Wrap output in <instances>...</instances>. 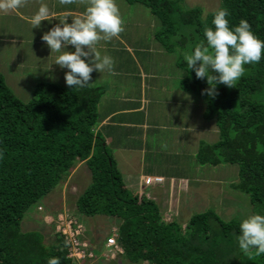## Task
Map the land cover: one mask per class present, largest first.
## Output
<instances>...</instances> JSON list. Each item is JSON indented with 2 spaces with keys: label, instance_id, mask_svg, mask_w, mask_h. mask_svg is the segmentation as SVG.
<instances>
[{
  "label": "trees",
  "instance_id": "trees-1",
  "mask_svg": "<svg viewBox=\"0 0 264 264\" xmlns=\"http://www.w3.org/2000/svg\"><path fill=\"white\" fill-rule=\"evenodd\" d=\"M126 2L142 4L159 19L162 29L155 38L169 52L176 48L170 39L182 29L187 36L183 34L181 46L201 43L203 28L212 26L216 11L203 19L201 8L183 9L182 0ZM221 7L229 12L230 27L245 19L264 40V0H220ZM178 66L187 72L181 88L207 103L204 117L215 119L218 128L216 143H200L198 163L237 165L235 190L249 195L252 213L264 214V55L259 63L246 65L230 89L216 85L214 96L202 95L210 85L197 79L186 62ZM103 92L101 87L73 91L42 82L24 103L0 73V264H47L49 257L72 263L62 236L51 243L41 230L24 228V218L79 163H85L91 183L77 198L76 210L85 217L118 221L125 264H264V254L239 249L241 220L224 221L209 209L194 214L182 229L176 219L163 220L157 202L126 188L112 152L94 132Z\"/></svg>",
  "mask_w": 264,
  "mask_h": 264
},
{
  "label": "rangeland",
  "instance_id": "rangeland-1",
  "mask_svg": "<svg viewBox=\"0 0 264 264\" xmlns=\"http://www.w3.org/2000/svg\"><path fill=\"white\" fill-rule=\"evenodd\" d=\"M31 1L36 2L37 0ZM85 1L86 3L84 2V4H87V0ZM116 3L122 17V29L124 28L120 34L128 39L129 37L133 38L135 35H140L144 52L154 51L153 55H149L152 56V60L154 62L160 60L164 62V70L158 66L159 62L154 64L155 71L161 70L162 74L158 82L159 88L181 89V80L186 78L187 72L178 67L177 64L185 62L182 54L184 52H191L195 46L194 44H190V42L188 44L186 42L184 46L180 45V42L183 41V34L187 36V29H182L183 31H180L170 39V43L176 45V48L172 52L166 51L155 38V35L162 29V24L147 7L139 3L129 4L126 0H116ZM219 6L220 0H182L183 9L201 8L203 19L208 14L217 10ZM37 8L38 5L34 6L33 9L31 8V11H28V8L25 7V10H21L20 16L18 14L9 16L10 10H0V73L4 76L7 86L24 103H28L32 99L33 91L38 83L48 82L63 87L67 86L64 80V73L67 69H57L59 66L55 67L54 61L52 68L49 67V64L47 65V60L54 58L51 56L50 50L45 46V43L41 40V36L49 30V26L54 22H42L40 26L42 28H32L30 24V17ZM20 9L19 7L18 10L20 11ZM72 19L67 22H71ZM44 27L47 29L46 31ZM137 38L139 37L137 36ZM113 42L114 39H111L110 43ZM117 44L115 41L113 45L116 46L113 47H117ZM133 44L134 42H132L130 47L137 48ZM119 47L121 46L119 45ZM127 47H123V52L120 50L123 55H126L128 52ZM69 50L74 49L70 46ZM97 50L100 51L101 55L114 56L113 51ZM159 53H163L164 56L159 57ZM102 77L92 76L89 81L90 86L98 87L108 83L111 86V82L114 83V79L117 82L123 81L121 80L123 79L121 74L120 77ZM217 86L226 89L231 88L223 84H217ZM189 103L191 104L189 105ZM206 106L207 103L202 98L195 93L187 92V137L188 135H192L189 127H192L194 130V126L213 125L215 131L213 141L217 142L219 136L218 128L215 129L217 127L214 124L215 119L208 120L204 117ZM198 140L199 138L195 139V145H192L191 149L188 147L186 152H183L186 155V157L184 156V160L191 167L185 175L190 180H187V183L177 181L174 185L173 183L168 184L170 188L163 190L160 198L162 200L159 199L157 201L163 220L171 222L173 219H176L181 223L182 229H185L186 224L194 214L203 213L209 209L215 210L224 221L233 218L242 220L253 214L249 195L235 190V186L239 183L238 166L222 164L215 168L210 165L199 164L196 159L197 153L192 152L197 149ZM202 140H207L206 142L211 141L210 139L208 141L205 137ZM178 159L180 158L172 159V162L176 163ZM135 160L138 163L140 158L136 157ZM79 165L80 163L72 169L69 177L47 195L38 206L35 205L28 211L24 218V228L41 230L44 234L50 236L52 243L56 235L59 234L56 233V224L51 222V219L53 217L56 218L61 212L68 211V215H74L83 224L86 230L83 240L89 242L93 249L97 251L96 258L87 264H122L124 261L123 254L117 252V254L113 253L114 255L111 256L112 253L103 246L105 240L113 232L118 231V221L115 218L106 216L85 217L78 214L76 210L75 203L77 198L91 183V175L85 163L81 166ZM171 166L173 165L163 168L166 170L169 168L173 169L174 166ZM136 169H138V166L136 164L134 166L133 164L131 171L136 172ZM200 172L201 177L197 175ZM163 184L164 181L157 185ZM186 186L188 187L187 190ZM144 196L149 198L147 193ZM39 207H42V212H39ZM92 239H94L96 244L91 242ZM139 264L149 263L141 262Z\"/></svg>",
  "mask_w": 264,
  "mask_h": 264
},
{
  "label": "crops",
  "instance_id": "crops-1",
  "mask_svg": "<svg viewBox=\"0 0 264 264\" xmlns=\"http://www.w3.org/2000/svg\"><path fill=\"white\" fill-rule=\"evenodd\" d=\"M42 2L48 5L51 12L47 21L54 22L51 23L49 29L58 24L60 20L67 22L71 18L80 17L87 5L84 4L85 0H81L80 3L79 0H72L67 5H60L58 0H37L36 2L24 0L20 11L18 8L10 10L9 16L12 14L20 16L21 10H25V7L31 11V8L33 9L36 5L39 7ZM137 36L128 39L119 34L118 37L112 38L114 42L118 43L117 47H113L116 45H113L114 42L110 43L111 40L99 41L96 45L99 50L114 52L112 58L115 62V74H101L94 71L90 76L108 78L111 76L120 77L121 74L123 81L117 82L114 79V83L111 82L112 87L109 86V83L98 86L102 87L104 92L97 106V123L94 132L102 136L106 146L112 152L126 188L133 191L132 193H147L151 200L157 202L161 198L163 190L170 188L168 184L173 183L174 185L177 181L187 183V180H190L185 175L191 167L184 160L186 155L183 152H186L188 147L191 149L197 138H199L197 149L192 151L195 154L198 152L201 142L216 143L213 141L215 131L213 125L194 126V130L189 127L192 135L187 137V91L182 89L180 84L181 89L159 88L158 82L162 74L161 70L155 71L154 64L159 62L158 66L163 70L165 64L162 60L154 62L152 56H149L153 55L154 51L144 52L142 39L140 35ZM131 41L137 48L130 47ZM125 46H128V52L123 55L120 50L123 52ZM162 54L159 53V57L164 56ZM56 55L58 53H52L51 56L54 59L47 60V65L49 64L50 68L53 67ZM57 69L62 70L60 67ZM203 137L211 141L206 142L207 140H202ZM136 157L140 158L138 163L135 160ZM176 158L180 159L173 163L172 159ZM183 160L184 162L181 163ZM82 164L84 163H80L79 166ZM133 164L138 166L136 172L131 171ZM170 165H173L174 168L167 170L163 168ZM182 174L184 176H179ZM197 175L201 177V172ZM147 177H162L164 184L146 186L144 181ZM185 188L187 190L188 187ZM185 188L183 189L185 190ZM122 264L125 263L122 262Z\"/></svg>",
  "mask_w": 264,
  "mask_h": 264
},
{
  "label": "clouds",
  "instance_id": "clouds-1",
  "mask_svg": "<svg viewBox=\"0 0 264 264\" xmlns=\"http://www.w3.org/2000/svg\"><path fill=\"white\" fill-rule=\"evenodd\" d=\"M67 5L72 0H58ZM24 0H0V10H13L22 7ZM51 15L46 3H40L30 17L32 28L41 26ZM229 12L218 8L211 19V27L202 31L204 40L194 46L191 52H184L183 60L197 79H206L210 85L202 92L208 96L216 94V85L233 87L244 74L245 66L256 64L264 55V40L258 38L247 20L241 19L238 25L229 26ZM122 17L116 0H87L80 17L71 23L60 20L41 36V40L50 50L58 53L55 65L67 69L64 80L73 91L89 87L94 71L114 75V59L101 55L96 45L99 41H110L118 37L122 29ZM69 46L72 49L69 50ZM239 249L250 254H264V214L253 213L239 222V234L236 236ZM47 264H59L57 257H49Z\"/></svg>",
  "mask_w": 264,
  "mask_h": 264
},
{
  "label": "built area",
  "instance_id": "built-area-1",
  "mask_svg": "<svg viewBox=\"0 0 264 264\" xmlns=\"http://www.w3.org/2000/svg\"><path fill=\"white\" fill-rule=\"evenodd\" d=\"M164 181L162 177H147L144 181L146 186L161 184ZM42 212V207L38 208ZM51 222L56 224V233L63 237L68 251V259L71 264H87L97 254L89 242L83 240L86 230L82 223L74 215H68V211L59 213L56 218H52ZM118 231L113 232L104 242V248L109 250L113 256L115 253L123 254V248L118 244ZM114 253V254H113Z\"/></svg>",
  "mask_w": 264,
  "mask_h": 264
}]
</instances>
